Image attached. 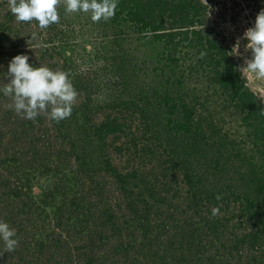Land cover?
Wrapping results in <instances>:
<instances>
[{
    "label": "rangeland",
    "instance_id": "374dc122",
    "mask_svg": "<svg viewBox=\"0 0 264 264\" xmlns=\"http://www.w3.org/2000/svg\"><path fill=\"white\" fill-rule=\"evenodd\" d=\"M8 5L0 87L26 53L78 96L56 122L0 93V219L19 240L0 264H264V81L230 52L264 0H118L96 22L61 0L46 29ZM198 38L227 61L208 65Z\"/></svg>",
    "mask_w": 264,
    "mask_h": 264
},
{
    "label": "clouds",
    "instance_id": "9594fccd",
    "mask_svg": "<svg viewBox=\"0 0 264 264\" xmlns=\"http://www.w3.org/2000/svg\"><path fill=\"white\" fill-rule=\"evenodd\" d=\"M64 11L71 13H88L93 22L107 20L114 16L118 0H62ZM61 0H9V8L18 22H35L39 28L46 29L59 23ZM208 5L207 17L211 16ZM36 41L35 47H47L38 33L31 34ZM244 39V52L240 51V40ZM250 50V55L247 54ZM231 55L239 56L242 63L241 72H245L254 80L264 81V9L255 16L253 24L248 27L242 37L233 44ZM203 55V53H202ZM3 67V66H0ZM3 76L7 82L2 83L0 93L11 97L9 107L24 119L34 120L45 114L49 119L59 122L69 117L78 92L68 71L47 65H33L29 55L18 53L7 62ZM217 199H220L217 195ZM219 207H213L212 213H219ZM0 241L7 250H14L18 245L16 229L9 222L0 219Z\"/></svg>",
    "mask_w": 264,
    "mask_h": 264
},
{
    "label": "trees",
    "instance_id": "16d2710c",
    "mask_svg": "<svg viewBox=\"0 0 264 264\" xmlns=\"http://www.w3.org/2000/svg\"><path fill=\"white\" fill-rule=\"evenodd\" d=\"M199 9H202L203 11L205 10V7L204 6H202V5H200V7H199ZM206 42V41H205ZM198 43L199 44H201V48H200V52L201 53H203V55H204V58H206L207 57V59H208V61H207V64L208 65H210V64H212L213 62L216 64V65H222L223 63V61H227V55L224 53V52H221L222 50H220L219 48H217L215 45V43L214 42H212V41H210L208 44H205V43H201V38H198ZM212 49H215V50H213V51H215V52H217L218 53V57H212V55L210 54V51L212 50ZM217 49V50H216ZM209 55H211V57H212V59L209 57ZM206 59V60H207ZM202 61H205L204 59H201ZM213 63V64H214ZM214 64V67L216 66ZM231 64L230 65H228V67H227V71L228 70H231ZM219 73L220 72H218V71H215V74H216V76L217 75H219ZM238 89V88H237Z\"/></svg>",
    "mask_w": 264,
    "mask_h": 264
}]
</instances>
